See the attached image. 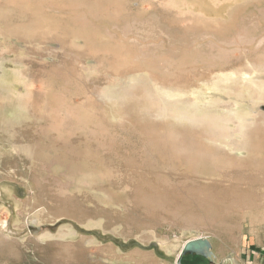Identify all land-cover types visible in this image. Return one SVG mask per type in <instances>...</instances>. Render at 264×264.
Masks as SVG:
<instances>
[{"label":"rangeland","instance_id":"1","mask_svg":"<svg viewBox=\"0 0 264 264\" xmlns=\"http://www.w3.org/2000/svg\"><path fill=\"white\" fill-rule=\"evenodd\" d=\"M167 1L0 0V75L12 98L0 102L1 117L13 120V97L30 94L21 123L0 119V264H175L180 246L201 236L213 264H264V164L250 170L221 158L264 160V96L211 84L217 75L240 79L245 59L261 56L264 0ZM59 46L80 66L102 60L100 73L77 88L57 65ZM222 51L232 56H216ZM131 73L193 94L210 111H172L164 125L147 86L112 118L75 107L91 87ZM185 114L226 117L227 136L171 126ZM232 140L245 142L234 149ZM208 151L216 157H203ZM61 172L76 183L63 188L53 178ZM161 240L176 247L168 252ZM180 262L211 264L188 253Z\"/></svg>","mask_w":264,"mask_h":264},{"label":"bare ground","instance_id":"2","mask_svg":"<svg viewBox=\"0 0 264 264\" xmlns=\"http://www.w3.org/2000/svg\"><path fill=\"white\" fill-rule=\"evenodd\" d=\"M165 1L169 3V1H167V0H165ZM173 1L175 2V0H173ZM175 3H177V1ZM170 4L172 5L171 2H170ZM166 6H168V5H166ZM176 12L178 13V14L175 13L176 15H180L178 11H176ZM181 14L186 15L187 18L188 17L189 18H191V17L195 18L199 22L205 21L204 18H210L207 13H186L185 14V13L181 12ZM210 16L212 17V15H210ZM192 18H191V20H195ZM215 19H217V18H215ZM220 24H221V22H220ZM223 24H224V22H223ZM248 39H250V38H248ZM250 40H252V39H250ZM263 43H264V36L261 37L259 40H257V45L255 46L256 51H254V53L260 52L261 56H258L257 58L252 57L253 60L243 58L246 60V62L243 60L244 63L242 65V68L245 69V71H244L245 73L242 75V73L240 72V76H242L240 79L236 78L235 76L233 77L234 74L232 75V73H231L230 78H228V77L226 78V77H224V75H217L212 79L213 81H211V84H213L215 82L216 86L217 85L219 87L222 86L224 89H226V90L228 89L229 92H233V93H236L237 95H241V96H244L245 94H247L248 96H251V97L264 96L263 95L264 94V44ZM22 45L25 46L24 44H22ZM59 48L61 50L60 54H65V56L59 57V59L57 61V65L59 66V68L61 70H63V69L69 70V71L71 70L73 78L76 80L74 82V84L77 85V88H80L84 84L87 85L90 82V76H92V73L93 72L98 73L101 70V66H102L101 61L102 60H96L97 62H95L94 64L85 63L86 65H84L81 63V65H83V66H80L77 63H80L82 61L79 60L78 56L74 55L73 57H71V61L68 62V60H66V57L68 55L67 51H65L64 48H62V46H59ZM81 49L82 48H76V51L80 52ZM232 50H236L237 52H239V55H241V53L244 52L243 46L233 47ZM225 52L226 51L219 52V54H217L216 56L224 55ZM250 52H252V51H250ZM225 55L227 57L232 56V54H227V53ZM249 56H251V55H249ZM238 57H240V56H238ZM83 62H85V61L83 60ZM68 65H73V67L70 69ZM0 69H2L1 64H0ZM109 70L110 69L107 68V71H109ZM15 72H16V70H15ZM13 74H15V73H13ZM13 74L11 75V77L13 76ZM131 74L130 75L127 74L125 77H120L122 79L118 78L119 80H117V81L111 80V82H108L106 84V86L103 88H99V87L95 88L94 86H93V88L91 87V91L88 89L90 94L88 92H86V94L84 95V99L81 100L80 103L76 104L75 107L79 108L81 111L86 112L88 118H91V117H93V115H96V114L97 115L101 114L102 116L108 114L109 117L112 118L113 114H115V113H118V112L127 113L130 103L135 100L138 89L144 88L146 90V86H147V88H149V90H150V91H148V90L147 91L150 93V95H153L152 96L153 102L156 103V106L159 109V111H158L159 113L153 119L154 120L155 119L160 120V122H162L164 125L169 124L167 121V115L169 116V114L172 113V111H176V113H185L186 110H184V108H188V107L193 108V109H197L198 112L209 110V109H207L208 105H203V104L198 105V103L196 104L195 103L196 97L193 98L194 97L193 94H188V95L185 94L183 96L182 94L174 92V91L178 90L177 88L166 87V86L160 87L158 85L156 86L155 83L153 84L154 81L151 79L150 76L148 77L146 75H140V74L139 75H133V74L131 75ZM251 74H252V76L250 77ZM94 77H96V76H94ZM4 80H6V78L3 79L2 75H0V90H1L0 91V102H2V103L4 102L5 99L8 100L7 98L12 99L10 97L9 88L3 84L5 82ZM218 86H217V88H219ZM164 87H166V88H164ZM247 90H248V92H247ZM2 91H3V93H2ZM4 91H7L6 94L4 93ZM249 91H252V92H249ZM28 93L29 92L27 91L25 95L18 96L16 99L13 97V99H14L13 105L16 107V110L14 111V116H13L14 118H13V120L8 118L9 119L8 120L4 117L2 118L1 117L2 115H0V119L2 118L3 124L4 123L10 124V126H11L10 128L12 129L15 121L21 123V119H23L24 116L27 115V114H24L25 111H28L30 109V107H29L30 106V103H29V95L30 94H28ZM44 94H45L44 91L38 92V95H40V96H43ZM6 103H7V101H6ZM213 107H215V105L211 106V108H213ZM232 113H233V111H232ZM177 118L179 121H176V123H172V125H171L174 128L181 129L183 127H188V128L191 127V128L198 129L199 127L208 125L213 130H216V132H214V133L218 134L219 137L225 138L227 136L226 135V129H228L229 120L224 116H216V115L215 116H213V115H210V116H207V115L191 116V115L185 114V115L179 116ZM251 118H252V116H249V118L246 117V119H244L243 121L238 122V125H240L239 128H241L242 131L243 130L247 131L248 129L252 128L251 126L253 124L251 122ZM12 122H13V124H12ZM7 126H9V125H7ZM243 134H244L245 139H247L249 137L247 132H244ZM244 142L245 141L239 142V141L232 140L231 144H232L234 149H238V147L242 146L244 144ZM221 150L225 152L226 149H224V147H222ZM209 152L210 151H208L207 153H202V156L203 157H210V155H212L211 156L212 158L216 157V155H213L212 153H209ZM221 158H223V161H225L227 163H233L234 162V164H237V167L244 168L245 166L249 165L250 170L255 169V168L259 167L260 165L264 164L263 157L260 156L259 154L255 155L254 157H251L250 159H239L236 157L235 154H231V156L225 155ZM55 162H56V160L52 159L47 163V165H46V161H45L42 164H37V167H43V168L48 167V169H49V168H51V166ZM64 172H61V174L59 176L53 175V178L57 182H59L63 186V188L69 184L76 183V182H73L74 181L73 179H72L73 181L68 179V178L64 180V178H66V176H67L66 173H64ZM62 175H63V177H62ZM88 183L89 182H86L85 184H88ZM99 199L102 201H108L107 200L108 198L104 195H100ZM196 239H206L209 242V246H210V249L212 251V243L210 242V239H208L207 237L201 236V237H197V238H194L191 240H196ZM188 241H190V240H188ZM188 241H185L180 246V248L178 249V251L176 253V256L177 255L179 256L181 249L183 248L185 243H187ZM176 244L177 243L175 241H172V242L168 241L167 242V240H161L162 247L168 252L170 250H172L174 247H176ZM212 253H213V251H212ZM213 256H214L213 258H215L216 255L213 253ZM146 259L148 260L147 256H146ZM180 261H181V259H180Z\"/></svg>","mask_w":264,"mask_h":264},{"label":"water","instance_id":"3","mask_svg":"<svg viewBox=\"0 0 264 264\" xmlns=\"http://www.w3.org/2000/svg\"><path fill=\"white\" fill-rule=\"evenodd\" d=\"M186 253L201 256L213 264V253L210 249L209 242L206 239L190 240L181 249V252L176 260V264H181L180 259Z\"/></svg>","mask_w":264,"mask_h":264},{"label":"crops","instance_id":"4","mask_svg":"<svg viewBox=\"0 0 264 264\" xmlns=\"http://www.w3.org/2000/svg\"><path fill=\"white\" fill-rule=\"evenodd\" d=\"M173 14H175V13H173ZM176 15V14H175ZM204 19H208V18H204Z\"/></svg>","mask_w":264,"mask_h":264}]
</instances>
